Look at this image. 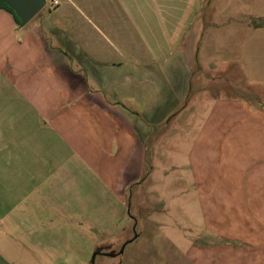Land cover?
I'll return each instance as SVG.
<instances>
[{
  "label": "crops",
  "instance_id": "obj_1",
  "mask_svg": "<svg viewBox=\"0 0 264 264\" xmlns=\"http://www.w3.org/2000/svg\"><path fill=\"white\" fill-rule=\"evenodd\" d=\"M64 1L23 25L0 7V264H90L91 231L120 230L146 125L151 161L161 125L183 119L188 132L160 137L176 144L183 175L171 180L182 192L187 172L193 216L225 221L188 257L264 264V0H245L241 52L227 57L243 97L205 103L189 95L192 70L218 48V23L201 18L198 0ZM84 22L118 48H82L91 37L73 34Z\"/></svg>",
  "mask_w": 264,
  "mask_h": 264
},
{
  "label": "rangeland",
  "instance_id": "obj_2",
  "mask_svg": "<svg viewBox=\"0 0 264 264\" xmlns=\"http://www.w3.org/2000/svg\"><path fill=\"white\" fill-rule=\"evenodd\" d=\"M64 2L61 0V4ZM249 4L248 2L245 4V0H198L201 18L203 20L213 18L218 23L214 29L218 48L212 52L208 61L199 59L200 67L194 65L189 94L191 99L205 103L216 95L243 97L245 92L242 89V77L232 76L230 72L236 71L237 62L234 67L227 69L226 65H234L232 60L227 59L228 54L238 56L241 52L243 32L241 29L246 24V10L249 11ZM50 5V0H44V9ZM82 27L76 28L73 35H82L88 39L91 37L89 44L82 45L86 51H98L99 47L106 46V50L113 53L118 48L119 45L113 41L111 45L108 42L104 43L98 28L85 22L82 23ZM225 33L233 39V50L229 51L225 45L227 36ZM208 49L210 50L211 46ZM113 56L116 55L111 54L112 58ZM113 60L117 61L114 58ZM137 62L140 63V60ZM161 126L163 129H159L158 137L152 141L157 146L158 154L152 156L151 161H149V124L146 125L147 131L143 132V142L146 147L143 169L134 180L135 186L131 190L130 197L129 192L126 191L123 198L120 230L117 228L114 231L110 226L107 231H91V241H95L99 251L91 252L90 264H184L182 251L185 248H188L185 263L193 264L192 259L188 257L192 255V241L202 238V231L219 227L224 231V218H221L220 222L217 219L203 218L200 221L193 216L195 194H193L194 187L189 186L187 172L184 178L186 187L181 188L182 192L179 191L176 180H171L179 173L183 175V172H177V162L174 161L172 164L171 153L175 150L176 144L170 142L171 150H168L166 140L160 137L168 134L171 136L172 133L178 132L186 133L190 129L189 126L193 125L183 119L179 125L171 122L165 124L166 127ZM149 163L155 165V171L150 172ZM163 176L165 178L168 176V181L165 179L162 181Z\"/></svg>",
  "mask_w": 264,
  "mask_h": 264
},
{
  "label": "water",
  "instance_id": "obj_3",
  "mask_svg": "<svg viewBox=\"0 0 264 264\" xmlns=\"http://www.w3.org/2000/svg\"><path fill=\"white\" fill-rule=\"evenodd\" d=\"M43 5L44 0H0V7L22 25L26 24Z\"/></svg>",
  "mask_w": 264,
  "mask_h": 264
},
{
  "label": "built area",
  "instance_id": "obj_4",
  "mask_svg": "<svg viewBox=\"0 0 264 264\" xmlns=\"http://www.w3.org/2000/svg\"><path fill=\"white\" fill-rule=\"evenodd\" d=\"M52 5H57L58 4V0H51Z\"/></svg>",
  "mask_w": 264,
  "mask_h": 264
}]
</instances>
